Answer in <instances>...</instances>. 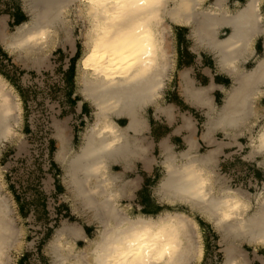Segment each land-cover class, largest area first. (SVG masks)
I'll list each match as a JSON object with an SVG mask.
<instances>
[{"label": "bare ground", "instance_id": "1", "mask_svg": "<svg viewBox=\"0 0 264 264\" xmlns=\"http://www.w3.org/2000/svg\"><path fill=\"white\" fill-rule=\"evenodd\" d=\"M204 2L24 0L29 20L18 25L14 33L1 22L2 49L18 61L29 62L38 60L39 54L53 45L71 40L66 15L72 4L88 24L86 51L78 60L76 81L77 92L93 108L94 121L77 152L72 151L63 124L55 125L54 139L55 160L63 172L72 210L83 220L86 214L94 216L95 222L89 224L95 226L96 237L92 240L79 226L63 224L50 244L55 264H199L204 244L195 216L218 233L222 264H249L241 245H264V186L253 195V202L246 200L240 191L214 180L206 167L209 155L185 152L178 157L167 145L162 149L166 173L156 189L159 199L170 206L186 207L191 215L165 209L155 217L146 216L116 204L113 186L117 176L110 170L111 163L119 159L129 162L143 152L128 132L140 133L146 108L159 105L171 66V26L195 23L194 36L213 42L221 62L227 65H233L241 48L242 53L247 51L257 32L252 28L261 20L256 0L231 12L224 11L225 0H215L212 8L202 7ZM222 25L230 33L218 41L217 29ZM263 85L264 57L238 80L239 90L235 89L221 110L209 118L223 128L241 130L252 119L262 117L251 143L261 167L264 109L259 110L254 99ZM187 96L198 103L203 97L190 89ZM20 103L10 82L0 74V143L14 137L13 123L21 111ZM167 110L157 108L158 112ZM123 118L127 127L118 122ZM82 241L87 243L85 248L79 246ZM13 242L8 205L0 195V264H8Z\"/></svg>", "mask_w": 264, "mask_h": 264}, {"label": "crops", "instance_id": "2", "mask_svg": "<svg viewBox=\"0 0 264 264\" xmlns=\"http://www.w3.org/2000/svg\"><path fill=\"white\" fill-rule=\"evenodd\" d=\"M214 1L205 0L201 6L212 8ZM249 1L225 0L223 8L225 12L239 11ZM256 3L259 6L261 20L257 27L253 23L252 28L257 32L253 34L245 53H242L243 48H241V55L233 65L221 62L213 42L205 43L194 36L195 23L171 26L174 37L171 66L158 102V107L168 110L158 112V107L154 106V115L152 118L145 116L146 121L142 131L138 134L133 131L128 132L132 141L137 139L143 149L140 156L132 158L129 162L119 159L111 163L110 170L117 176V183L113 186V191L118 197L116 204L122 209L128 207L133 213L155 217L165 210L164 206L174 207L161 201L156 192L166 173L162 152L166 145L178 157L185 152L196 156L209 155L211 161L206 167L212 173L214 180H220V184L224 181L227 188L240 191L246 200L253 202V195L263 188L264 167L259 166L260 157L253 155L251 148L257 128L263 122L262 117L252 119L241 130L223 128L222 125H217L216 121L209 119L221 110L225 102L232 97L235 89L239 90L238 80L264 57V0H256ZM10 17L15 19V15ZM229 33L227 26L218 27L217 40L224 41ZM186 81L189 83L186 84ZM189 89L193 94L203 96L200 103L188 98ZM257 93L254 99L255 105L262 110L264 85ZM240 94L241 92H238V95ZM88 105V103L80 105L81 114L87 113ZM118 122L122 127L128 125L125 118ZM82 142L83 140L80 146ZM55 163L61 171L60 187L70 196L64 184L63 172L58 163ZM155 183H157L156 187L153 185ZM67 198L71 207L70 213L76 216L77 214L72 210V199ZM78 217L79 221L95 222L91 214H86L84 220ZM200 220L202 222H199L200 227L203 226L202 224L209 225L204 219L200 218ZM210 227L213 229L212 226ZM201 231L204 244L203 262L207 255L206 246L209 245L211 238L206 235L204 228L201 227ZM212 231L222 253L220 237L215 230ZM247 246L252 248L255 255L253 262L249 264H264V245L247 244Z\"/></svg>", "mask_w": 264, "mask_h": 264}, {"label": "rangeland", "instance_id": "3", "mask_svg": "<svg viewBox=\"0 0 264 264\" xmlns=\"http://www.w3.org/2000/svg\"><path fill=\"white\" fill-rule=\"evenodd\" d=\"M67 13L71 40L42 51L38 60L18 61L0 46V74L10 82L21 101L20 114H16L13 123L14 137L0 143V195L7 202L14 230L8 264H55L50 244L65 223L79 226L92 240L96 237L94 225L71 215L67 198L71 197L61 189V171L55 165V125L65 126L71 149L77 152L83 134L94 121L89 103L87 113L80 112V105L87 102L77 92L76 81L77 63L86 51L88 24L74 4ZM11 15H15L14 20ZM27 20L24 0H0V28L4 21L8 32L14 33L20 25L18 22ZM170 40L172 51V30ZM153 115V106L147 107L144 116ZM153 185L156 187L157 183ZM163 209L191 215L183 206ZM195 219L201 222L200 217ZM202 225L211 239L206 246V259L199 264H222L223 253L219 251L213 229ZM86 244L82 241L79 246L85 248ZM241 249L252 263L255 257L252 248L242 244Z\"/></svg>", "mask_w": 264, "mask_h": 264}, {"label": "trees", "instance_id": "4", "mask_svg": "<svg viewBox=\"0 0 264 264\" xmlns=\"http://www.w3.org/2000/svg\"><path fill=\"white\" fill-rule=\"evenodd\" d=\"M23 22V21H22ZM22 22H18V24H21ZM56 165V164H55Z\"/></svg>", "mask_w": 264, "mask_h": 264}]
</instances>
